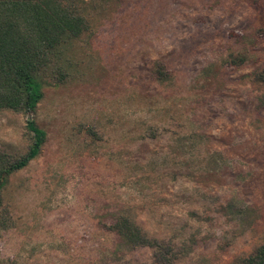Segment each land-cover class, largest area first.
<instances>
[{"label": "rangeland", "instance_id": "374dc122", "mask_svg": "<svg viewBox=\"0 0 264 264\" xmlns=\"http://www.w3.org/2000/svg\"><path fill=\"white\" fill-rule=\"evenodd\" d=\"M87 2L75 75L33 113L0 111L11 158L31 143L27 119L46 132L2 191L0 264H166L116 244L100 222L119 214L150 238H195L171 264H234L264 242V0ZM232 201L251 223L223 212Z\"/></svg>", "mask_w": 264, "mask_h": 264}, {"label": "trees", "instance_id": "16d2710c", "mask_svg": "<svg viewBox=\"0 0 264 264\" xmlns=\"http://www.w3.org/2000/svg\"><path fill=\"white\" fill-rule=\"evenodd\" d=\"M87 1L0 0V111L33 113L43 98L44 86L62 84L75 75L74 46L90 28V20L82 10ZM153 74L160 82L172 78L160 60L154 62ZM255 79L264 83V69L255 74ZM26 128L32 138L24 154L11 158L0 151V231L9 226V217L1 208L2 191L13 173L39 155L46 139V132L33 119L26 120ZM211 161L216 167L224 162L219 154L213 155ZM223 212L235 222H252L250 206L239 207L232 201ZM100 225L115 235L118 246H147L153 249L157 260L166 264L187 255L196 241L192 237L191 244L176 246L171 240L150 238L124 214L113 215ZM8 264L18 263L11 260ZM234 264H264V242L238 257Z\"/></svg>", "mask_w": 264, "mask_h": 264}]
</instances>
